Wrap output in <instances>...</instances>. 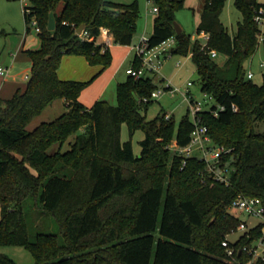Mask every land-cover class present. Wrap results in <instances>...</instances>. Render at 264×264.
Listing matches in <instances>:
<instances>
[{"label":"trees","instance_id":"1","mask_svg":"<svg viewBox=\"0 0 264 264\" xmlns=\"http://www.w3.org/2000/svg\"><path fill=\"white\" fill-rule=\"evenodd\" d=\"M29 1L40 29L38 48L25 51L30 77L24 90L0 97V245L24 246L36 264H233L225 260L221 241L241 219L229 206L238 194L259 197L264 204V133L254 127L264 118V73L257 84L247 78L244 66L257 49L255 1L234 0L242 18L230 34L220 20L225 0H204L196 27L198 34L208 35L202 47L175 30L174 15L185 0H154L158 11L148 36L150 48L174 37L177 45L171 54H190L200 90L224 105L217 116L203 110L199 117L213 141L229 149L222 158V165L232 168L228 183L212 178L196 157L181 167L168 147L189 142L194 128L189 113L178 126L172 115L165 118L166 112L151 120L142 114L154 100L142 99L158 88L151 77L128 75L119 82L116 105L97 99L86 106L79 100L81 91L111 63L110 49L96 42L102 29L113 43L131 44L138 0ZM51 12L53 30L48 29ZM80 25L88 38L77 33ZM261 47L264 52V34ZM210 50L225 55V61L219 64ZM67 54L85 56L99 66L98 72L87 80L61 79L57 71ZM140 64L135 57L132 66ZM55 99H63L66 110L28 129ZM123 122L131 135L144 133L139 155L130 140H121ZM65 142L67 150L48 152ZM29 197L53 215L62 242L43 232L31 239L25 212ZM263 234L259 224L235 244ZM238 259L245 264L250 258L241 253ZM0 264L19 263L0 252Z\"/></svg>","mask_w":264,"mask_h":264},{"label":"rangeland","instance_id":"2","mask_svg":"<svg viewBox=\"0 0 264 264\" xmlns=\"http://www.w3.org/2000/svg\"><path fill=\"white\" fill-rule=\"evenodd\" d=\"M112 1L129 3L133 0ZM26 2L30 4L29 0H26ZM138 2L140 8L139 17L137 19L136 31L130 46L136 45L143 35L148 37L151 34L154 17L156 15V13L149 11V8L156 5L154 0H151L150 2H148V0H138ZM23 5V0H0V59H4L6 61V65L10 71V77L14 76L17 80L22 79L25 74H30L31 72L29 60L19 59L15 61L13 59L17 52L16 47L18 43L20 42L22 36L27 32V23L25 22L23 15ZM203 6L204 0H185L184 4L176 10L174 15V22H176L181 27L182 31L185 32V34L190 35L192 41L197 40L201 45L206 44L207 38L203 33L198 34L196 32V27L200 20L201 13L203 12ZM241 18V12L235 7L234 0H225L223 10L220 14V20L228 28L230 34H233L236 31L237 23L241 20ZM28 35L29 40L31 37H37L36 31L31 25ZM114 45L112 48H110V65L99 72L91 81V83L80 93L79 97L87 105H91L96 99L100 98L107 100L112 105L117 104L116 87L118 82L126 79L128 76L127 73H125V69L132 60L134 50L131 51L129 47L120 46L119 44ZM176 45L177 42L173 41L170 42L166 47L171 51V49L175 48ZM128 49L131 53L129 57L124 56ZM120 50L123 52L122 56L120 54ZM215 59L219 64H222L226 57L225 55L218 53ZM121 61L122 63L118 68L119 72L117 77L112 78L104 87L102 94H100L98 98H95L99 91L97 87H101L102 84H100V81L97 83L94 82L104 74H106V76L107 74H110V72L114 70V68ZM179 61L181 64L178 65L177 63ZM262 62H264V52L261 45H259L254 54L244 64L246 71L250 70L254 74L252 80L257 84H261L263 81L264 66H261ZM106 76L103 77V80H105ZM146 76L151 77L161 90H166L165 88H167L169 84L173 88L184 91L186 89L187 81H191L193 83L190 86L192 96L196 100H203L204 95L200 90V82L198 79L196 66L191 59L190 54L180 55L173 53L170 56L162 59V64L157 73L147 72ZM59 100L61 99H55L51 104L46 106L40 114L34 117L28 125V129H33L42 121L53 120L63 113L66 110L65 103L60 105ZM61 106L63 110L61 109ZM188 109V100H186L181 92L178 91L174 94V96H170V94L167 92H163L160 97L155 98L150 104L147 105V108H143L141 112L143 115H145L147 120L155 118L162 112H167L173 116L174 122L176 126H178V123L182 117L188 114ZM254 127L256 132L264 133V118L262 120H258ZM120 137L122 141L130 140L134 154H140V141L144 138V133L142 130H136L134 134L131 135L127 124L123 122L121 124ZM70 139L73 140L72 137ZM59 148L62 151L67 150L69 148L68 142H65L61 147L58 143H55L48 149V152L53 153ZM229 211L231 214L239 217L241 220L246 221L249 227H252L261 221L260 218L248 216L239 210L229 208ZM25 212L31 239L37 232H43L56 234L59 238V241L62 242L58 224L53 215L41 209L31 197L25 201ZM242 234V231L233 232L229 235V239L231 241H235ZM155 236H159L158 231L155 232ZM0 252L9 256L19 264H36L32 254L22 245H0Z\"/></svg>","mask_w":264,"mask_h":264},{"label":"built area","instance_id":"3","mask_svg":"<svg viewBox=\"0 0 264 264\" xmlns=\"http://www.w3.org/2000/svg\"><path fill=\"white\" fill-rule=\"evenodd\" d=\"M151 0H148L150 2ZM255 5H253V19L256 25L259 28L258 31V43L257 47L262 44L263 34H264V0H254ZM23 12L28 16L27 18V26L30 28V25L33 26L36 33L39 32L38 20L35 15H32L30 4L23 0ZM150 12L156 13L158 8L156 5L149 8ZM203 33L206 38L208 35ZM83 38H88V33L83 29L79 33ZM174 37H169L166 40L162 41L159 45L150 48L148 44V37L143 35L139 42L134 46L136 50V55L140 60V66L138 68H134L130 66L127 68L126 73L133 77L146 76L147 72L157 73L162 64V59L171 55L170 50L166 47L170 42H173ZM97 43L101 44L103 49L109 48L112 41V36L108 32L106 28H103L100 36L96 40ZM206 44H203L204 47ZM209 54L216 58L218 53L215 50H210ZM178 65L181 64L179 61ZM261 66H264V62L261 63ZM7 73V67L0 63V76H4ZM253 73L248 70L247 78H252ZM30 77L29 74H26L24 78L28 80ZM193 83L191 81H187L186 89L181 91L177 88L171 87L168 84L166 90H161L156 88L151 92L149 98L144 97L142 99L143 102H147L148 99L158 98L162 95L163 92H167L170 96H174L176 92H181L186 100L189 102V118L193 122L194 128L190 134L189 142L186 145H178L173 142L168 147L174 151L181 160V167L186 165L189 158L196 157L199 160L205 162L207 171L210 173L211 177L216 181H221L228 183L230 172L232 168H228L222 165V158L225 153L229 151L224 145L218 144L213 141L212 137L208 132V127L202 123L199 113L203 110H209L214 116H217L219 111L223 110L225 107L215 101V99L208 93H203V100H196L191 94L190 86ZM234 110H237L235 105L232 106ZM171 114L166 112L165 118H169ZM230 209L239 210L240 212L253 216L255 218H260L261 221L255 224L252 227H249L246 221L241 220L238 226L235 229H232L226 237L221 241V245L225 249V260L233 263L239 264L240 260L238 259L239 254H245L249 256V260L245 264H251L252 262L258 260H264V234L253 239L249 243L243 245L235 244V241H231L229 239V235L236 231H242L243 233L248 232L250 229L256 227L257 225H262V230L264 232V204L259 197L255 196H244L242 194H238L231 205Z\"/></svg>","mask_w":264,"mask_h":264},{"label":"crops","instance_id":"4","mask_svg":"<svg viewBox=\"0 0 264 264\" xmlns=\"http://www.w3.org/2000/svg\"><path fill=\"white\" fill-rule=\"evenodd\" d=\"M61 7H62V2H60L57 10H59ZM28 33H29V31H27L26 34H24L22 36L20 42L18 43V45L16 47V51L17 52H16V55L13 58L15 61L19 60V59L20 60L21 59L22 60L23 59L24 60L25 59L29 60V57H28V55H27V53L25 51L29 50V49H36L39 46V38H38V36L36 38L35 37H31L30 40H29ZM114 44L115 43L111 42V44L109 46V49L112 48ZM120 46L129 47L131 51L134 50V54H133L132 60L130 61V63L127 65V67L125 69V73H126L127 68L132 66L133 60L135 59V57H137L136 50L134 48L135 45H132V46H130V45H120ZM130 50L128 49L126 54H124V56L129 57V55L131 54ZM120 52H121L120 54L122 56L123 52L121 50H120ZM21 55H24V56H21ZM16 56H18V57H16ZM124 59H126V58H124ZM122 61L114 68V70H112L110 72V74H107V76H106V74H104L103 76L99 77L94 82V83H97L98 81H100V84H102L101 87H99V86L97 87L99 89V91H98L97 95L95 96V98H98L100 96V94H102V92L104 90V87L109 83V81L112 78L117 77L118 72H119L118 68H119L120 64L122 63ZM29 62H30V60H29ZM0 63L7 67V73L4 76H0V97L1 98H10L17 89H21V90L25 89L27 80L24 78V76L26 74L22 77V79L17 80L14 76L10 77V71H9L8 66L6 65V61L4 59H0ZM30 68H31V64H30ZM98 70H99V66L98 65L89 64V62L87 61L85 56H83V55H68L67 54V55H64L62 57L61 63L59 65V68H58L57 72H58V76L61 79H66V80L67 79L87 80V79L91 78L94 74H96L98 72ZM105 76H106V78H105V80H103L104 79L103 77H105ZM127 77H126V79H127ZM126 79H124V80H126ZM124 80H122V81H124ZM122 81H120V82H122ZM79 100L83 104H85L86 106H91L97 99L91 105H87L84 101L81 100L80 97H79ZM59 101H60L59 102L60 105L65 103V101L63 99H61ZM61 109L63 110L62 106H61Z\"/></svg>","mask_w":264,"mask_h":264},{"label":"water","instance_id":"5","mask_svg":"<svg viewBox=\"0 0 264 264\" xmlns=\"http://www.w3.org/2000/svg\"><path fill=\"white\" fill-rule=\"evenodd\" d=\"M174 26L177 33H180L182 31L181 27L176 22H174ZM54 27H55V18L53 12H51L49 15L48 29L53 30ZM82 29H83V25H80L77 29V33L79 34Z\"/></svg>","mask_w":264,"mask_h":264}]
</instances>
